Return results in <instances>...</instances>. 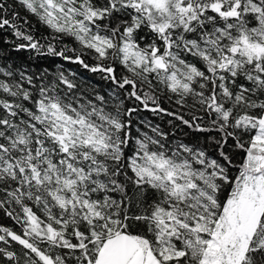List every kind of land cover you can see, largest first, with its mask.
Wrapping results in <instances>:
<instances>
[{
	"label": "snow or ice",
	"instance_id": "snow-or-ice-1",
	"mask_svg": "<svg viewBox=\"0 0 264 264\" xmlns=\"http://www.w3.org/2000/svg\"><path fill=\"white\" fill-rule=\"evenodd\" d=\"M6 30L0 264H264V0H0Z\"/></svg>",
	"mask_w": 264,
	"mask_h": 264
},
{
	"label": "trees",
	"instance_id": "trees-1",
	"mask_svg": "<svg viewBox=\"0 0 264 264\" xmlns=\"http://www.w3.org/2000/svg\"><path fill=\"white\" fill-rule=\"evenodd\" d=\"M10 3H13V0H9ZM17 11L20 12L21 16L27 15V13L20 8L18 5H13ZM29 19L32 21V25L35 30V34L37 37H42V36H48L49 35V30L43 27L42 25L38 24L36 19L34 17L29 16ZM13 39L11 35L10 30H6L3 32H0V49H4L5 52L9 54V63L13 64H20L21 62H27L30 56V53L28 51H21V52H15L12 50L10 41ZM9 42V43H6ZM57 63H61L59 58H56ZM55 67V66H53ZM65 67H72L73 70H77L76 66H69L67 63H65ZM84 77V79H91L93 83H99V77L98 76H93L91 73H86L84 72L83 69L78 70ZM142 116L148 117L149 119H153L154 122L156 123H161L162 127H167L166 121L168 117H163V118H155L152 116L150 113H141ZM185 131H188L185 129ZM0 224H4L5 226L8 227H13V222L9 220L7 217H4L2 214H0Z\"/></svg>",
	"mask_w": 264,
	"mask_h": 264
}]
</instances>
